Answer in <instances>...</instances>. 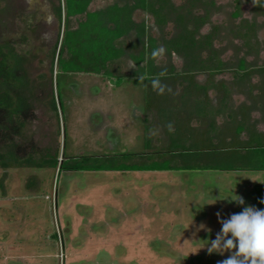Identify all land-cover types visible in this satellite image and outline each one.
Masks as SVG:
<instances>
[{
	"label": "rangeland",
	"instance_id": "1",
	"mask_svg": "<svg viewBox=\"0 0 264 264\" xmlns=\"http://www.w3.org/2000/svg\"><path fill=\"white\" fill-rule=\"evenodd\" d=\"M127 1L92 0L89 12ZM172 3L193 4L195 16L207 15L198 39L209 36L211 47L200 58L223 66L214 75L189 74L182 56L166 52L156 65L175 72L161 78L171 92L159 95L151 82L131 78L130 56L142 50L135 33L117 43L126 56L108 64L109 77L57 74L66 25L77 29L85 16L66 23L64 0H0V82L19 84L7 71L12 58L23 61L15 72L29 85L25 112L34 113L17 141L20 153L8 157V149H0V264H219L230 252L207 250L219 220L247 206L264 209L263 171L205 170L204 161L192 159L180 169L183 163L170 158L190 152L205 159L211 151L229 160L254 152L245 148L254 146L246 144L250 134L264 136V8L240 0L235 17L233 0ZM134 21L160 45L178 33L172 21L160 28L146 12L137 11ZM247 24L255 31L246 40ZM94 115L97 123L103 119L100 129L92 125ZM150 129L159 132L152 136ZM72 158L114 165L171 159L175 169L61 171ZM235 164L244 168L249 161ZM234 195L245 203L230 201Z\"/></svg>",
	"mask_w": 264,
	"mask_h": 264
},
{
	"label": "trees",
	"instance_id": "2",
	"mask_svg": "<svg viewBox=\"0 0 264 264\" xmlns=\"http://www.w3.org/2000/svg\"><path fill=\"white\" fill-rule=\"evenodd\" d=\"M194 1L196 0H191V3ZM233 1L236 7L234 16L239 17L240 0ZM91 2L92 0H64L63 11L66 23L71 18L78 16H85V20L78 24L77 29H70L66 25L59 45L56 64L57 74H92L109 77L111 72L108 70V64L126 56L125 51L117 43L131 33H135L142 45V50L137 56H130L136 66L131 78L139 79L141 75L155 77L162 70L150 58V54L153 49L160 46V43L148 34L147 26L144 23L139 24L134 21V14L137 11L151 15L155 20V24L160 28L169 21L176 25L178 31L176 36L171 40H162L161 43L166 48L169 56L175 53L185 59V68L189 74L203 71L214 75L223 66L218 59L211 57L208 62H205L200 58L201 51L211 47V39L209 36L198 39L200 30L208 20L207 15L203 17L194 15L191 10L193 4L189 3L188 6L176 8L172 0H128L123 5L114 4L91 13L88 11ZM260 3L264 4V0H260ZM244 31L243 38L247 40L255 31L254 24H247ZM10 54L11 57L14 56L11 52ZM12 59H14L15 64L7 72H10L12 78L19 82L18 88L23 89L26 87V82H22L15 75L16 69L21 68L23 70V61L18 58ZM2 68L0 67L1 72ZM240 69H245L244 61L240 62ZM174 72V68L170 67L169 74ZM169 74L166 76H169ZM146 81L150 82V79ZM193 86L198 91L204 92L207 90L206 87ZM201 112L205 115V110ZM8 115L10 116L11 113L9 112ZM242 130H244L243 127H239L237 132L241 133ZM250 142H253L254 146L245 149L248 151L251 149L254 152L246 151L244 155H232L234 157L229 158V160L220 159L215 156L216 153L213 154L211 151H209L211 153H207L210 155L206 156L205 159L199 155H189L190 152L170 155V158L179 159L183 163V166L179 167L180 169L189 167L188 162L192 159L193 162L204 161L203 167L205 170L232 171L242 169L264 172V136L252 133L246 144ZM243 158H245V161H249V164L244 168H240L241 165L235 163L242 162ZM81 162L79 158L66 159L61 163L60 170L73 172H167L175 169L170 164L171 159L163 160L161 163L151 162L147 165H114L109 161L103 164Z\"/></svg>",
	"mask_w": 264,
	"mask_h": 264
},
{
	"label": "clouds",
	"instance_id": "3",
	"mask_svg": "<svg viewBox=\"0 0 264 264\" xmlns=\"http://www.w3.org/2000/svg\"><path fill=\"white\" fill-rule=\"evenodd\" d=\"M252 2L254 6L264 7L260 0H252ZM166 51V48L160 45L151 51L150 58L159 65ZM131 68H135V62ZM166 75L167 69H163L155 77L141 75L139 79L140 82L150 79L152 90L163 95L166 90L171 92V88L161 82V78ZM145 86L147 87V85ZM166 127L169 132L174 131L171 122ZM158 132V129H150L149 134L154 136ZM229 199L239 205L245 203L244 199L237 195ZM260 203L264 204V200H261ZM212 204L214 203L208 205ZM219 215L217 213L218 218ZM219 222L221 224L220 231L216 234L215 239L209 241L207 245L209 254L215 252L223 255L225 252H230V255L219 264H264V209L247 206L241 212L233 213L228 219H220Z\"/></svg>",
	"mask_w": 264,
	"mask_h": 264
},
{
	"label": "flooded vegetation",
	"instance_id": "4",
	"mask_svg": "<svg viewBox=\"0 0 264 264\" xmlns=\"http://www.w3.org/2000/svg\"><path fill=\"white\" fill-rule=\"evenodd\" d=\"M8 75L12 78L10 72ZM15 75L18 76L19 73L15 72ZM13 84L14 83L0 82V149H8V153L10 154L8 157H13L22 150L17 141L21 140V131L24 128L26 121L34 116L33 108L29 114L28 112H25L27 101H30L31 103L30 95L28 94L29 85L26 83L25 88L19 89V84ZM7 95L10 96V99L8 100L9 102H7ZM9 112L11 113L10 116L8 115ZM95 117L96 116L94 115L93 118ZM98 117L91 121L93 127L96 129H100V124L103 122V119L101 118L99 121L100 124H98L99 122H96Z\"/></svg>",
	"mask_w": 264,
	"mask_h": 264
},
{
	"label": "crops",
	"instance_id": "5",
	"mask_svg": "<svg viewBox=\"0 0 264 264\" xmlns=\"http://www.w3.org/2000/svg\"><path fill=\"white\" fill-rule=\"evenodd\" d=\"M88 11H89V9H88ZM99 11V10H98ZM96 12V11H95ZM91 13H93V12H91ZM79 17V16H78ZM115 62H117V61H115Z\"/></svg>",
	"mask_w": 264,
	"mask_h": 264
}]
</instances>
